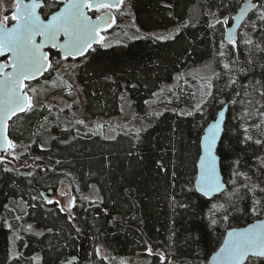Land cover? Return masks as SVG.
<instances>
[{
  "label": "trees",
  "instance_id": "1",
  "mask_svg": "<svg viewBox=\"0 0 264 264\" xmlns=\"http://www.w3.org/2000/svg\"><path fill=\"white\" fill-rule=\"evenodd\" d=\"M242 1L123 0L138 28L179 25L178 31L167 39L146 35L94 45L74 66L82 92L79 112L101 118L116 112L124 90L142 109L161 83L208 61L214 70L211 94L200 107L180 96L172 103L181 101L189 110L167 107L138 134L119 132L106 138L75 132L68 107L55 116L47 104L37 105L12 118L10 138L26 144L22 159L39 165L28 172L9 169L0 158V264H56L73 255L77 259L72 264H87L96 245L116 256L145 254L152 248L147 264H205L226 227L264 216V211H251L254 200L264 201V22L258 19L264 0H255L257 11L244 21L252 24L249 38L239 41L238 35L233 43L223 36ZM45 3L44 16L56 6L52 0ZM225 102L216 152L227 189L207 198L193 183L199 141L205 124ZM60 180L68 181L74 193L72 219L38 193L54 189ZM91 182L101 194L96 202L79 194ZM18 198L27 200L24 215L43 231L27 233L20 253L10 257L11 229L3 218ZM214 205L224 208L217 219L211 215ZM92 257L94 264H105L102 257Z\"/></svg>",
  "mask_w": 264,
  "mask_h": 264
},
{
  "label": "rangeland",
  "instance_id": "2",
  "mask_svg": "<svg viewBox=\"0 0 264 264\" xmlns=\"http://www.w3.org/2000/svg\"><path fill=\"white\" fill-rule=\"evenodd\" d=\"M46 1V0H45ZM44 1V2H45ZM15 0H0V22L8 24L12 22L11 12L15 7ZM53 6L55 1H52ZM47 3V2H46ZM44 3V4H46ZM43 4V5H44ZM42 5V6H43ZM41 6V8H42ZM40 8V12H41ZM55 7L54 9H56ZM53 9V10H54ZM255 12L257 9L254 10ZM115 14H119V20L113 23V26L109 30L102 32L103 39L100 40L98 46H109L118 43H124L129 39L141 37V36H154L158 39H167L172 37L176 31L179 29V25H171L167 28H154L150 30H144L138 28L133 23L132 11H130L129 4L125 2L118 10H115ZM5 17H8L5 20ZM215 18L218 16L215 15ZM214 20V19H213ZM226 27V26H225ZM225 29V28H224ZM252 30V24L249 22L243 23L238 31L239 41L243 38H249ZM224 36V32H223ZM237 40V39H235ZM235 43L234 41H232ZM89 51L78 58H63L59 54H56L53 58V63L51 66V74L49 76L43 75L39 79L34 81L26 82L25 89L32 99L33 107L48 105L50 110L49 114L58 115V111L64 112V107H68L70 113V118L73 120L71 123L75 132H89L91 134H100L101 137H114L119 132L127 133L133 132L138 134L141 130L148 127L150 123L158 116L159 113L164 111L167 107L169 109H188V105L184 106L181 101L172 103L173 100L178 97L191 98L194 107L201 105L203 100L209 94L212 86V80L214 76V70L212 64L205 61L201 64H197L191 69L180 70L174 74L173 78L161 85L152 92L145 101V107L138 109L133 104V99L130 98L126 90L121 92L118 105L116 107V112H112L111 117H101V118H90L86 117L83 113L79 112L82 108V92L79 85L75 82V77L73 74L74 66L79 60L88 55ZM4 59L5 57H0ZM46 76V77H44ZM50 88V89H49ZM172 107V108H170ZM189 110V109H188ZM62 112V113H63ZM79 112V113H78ZM61 113V114H62ZM78 121H83V123H78ZM10 127V126H9ZM8 127V128H9ZM13 146L8 147L2 156L3 166L5 168H25V170L31 171L33 166L39 165L38 163L25 162L22 159V154L26 150V144L22 142L15 143L10 137ZM27 164V166H26ZM42 164V163H41ZM42 166V165H40ZM61 184L67 186V190L63 192L55 191L56 187ZM97 185L93 182L90 183L89 188L85 191L79 190V194L85 198L88 202H96L101 199V194L99 192ZM54 187L52 191L51 200L54 204L59 206L60 209L68 213L69 218L71 216V207L74 204V196L70 188V184L66 180H60L57 186ZM46 189V188H43ZM40 193V192H38ZM41 196V194H40ZM42 197V196H41ZM228 196L224 200V205L227 207ZM27 201V200H26ZM24 202L23 199H13L8 207V212L4 215V221L7 226L11 229L10 239H9V253L10 257L18 255L19 251L22 250L26 244V234L27 233H41L43 228L35 227L32 222L28 220L26 215V209L28 204ZM222 205V203H221ZM212 207L213 219L219 218L221 210L223 207L217 206ZM20 239L22 241H20ZM81 237L79 244L81 242ZM149 249L151 252L154 250L152 248H147L145 254L135 253L124 256H116L105 249L102 245H96L92 248L91 252L87 255V264H94V257L92 253L96 254L98 257H102L105 260V264H147L149 259L148 255ZM171 264H183V263H173Z\"/></svg>",
  "mask_w": 264,
  "mask_h": 264
},
{
  "label": "snow or ice",
  "instance_id": "3",
  "mask_svg": "<svg viewBox=\"0 0 264 264\" xmlns=\"http://www.w3.org/2000/svg\"><path fill=\"white\" fill-rule=\"evenodd\" d=\"M61 2L64 3V8L45 23L36 12V8L40 6L38 0H33L30 7L23 8L20 6L23 0H17V11L11 19L18 22L10 28L0 23V29H2L0 31V55L11 53L9 60L12 67L11 72H0V75L4 76V79L0 80V89H6L7 92L6 99L0 102V119L7 117L9 113L15 115L16 112H24L33 107L31 97L27 92L20 90L25 87L24 80L34 79L38 73L46 70V65L51 67L48 54L42 51L45 45L53 48L59 47L65 58L82 56L92 47L96 36L99 35L100 26L107 23L103 14L97 15L93 20L87 11L109 9L117 6L122 0H61ZM253 7L256 6L253 5ZM7 19L8 17H5V20ZM258 19L264 22V13ZM108 27L111 25L108 24ZM61 35L64 40L59 42L58 38ZM38 36L41 37L39 42L36 40ZM7 66V64H0V69ZM223 115V112L219 113V116ZM219 116L208 130L211 134L207 143L209 164L197 180L196 190L205 197L220 192L224 187L216 177L215 168L211 163L214 161L211 155L212 146L220 131ZM78 123H83V121H78ZM7 144L8 147L13 146L10 139L7 140ZM47 202L52 203L53 201L49 198ZM179 206L187 207V205ZM251 211L253 213L264 211V201L254 200ZM227 218V216L224 217V219ZM212 223L216 221L213 220ZM149 252H151L150 249ZM217 256L219 264H259L261 260H264V221L257 225H250L247 229L228 231L224 245L219 249ZM161 260H164L163 256Z\"/></svg>",
  "mask_w": 264,
  "mask_h": 264
},
{
  "label": "water",
  "instance_id": "4",
  "mask_svg": "<svg viewBox=\"0 0 264 264\" xmlns=\"http://www.w3.org/2000/svg\"><path fill=\"white\" fill-rule=\"evenodd\" d=\"M43 1L44 0H38V2L40 3V6L36 8V12L38 15H40L41 20L44 21L45 23H47V21L49 19H51L55 13L59 12L61 9L64 8V3H62L61 0H52V1H55L58 3L57 8L52 10L50 13H48V15H46V17H43L41 12H40V8L44 3ZM32 2H33V0H23V3L20 6H21V8H23L25 6L30 7ZM14 3H15V7L13 8V10L10 14L11 16L14 13H16V11H17V0H15ZM122 3H123V0L117 6L111 7L109 9H105L103 11H100V13L96 14L95 16H91L89 11H87V14L93 20H95V17L97 15H102V14L105 16V19L107 20L106 24H102L100 26L99 35L96 36L95 41L92 43V46L100 43L101 36H102L101 32L103 30H105L106 28H109L108 24L112 25V23L114 21L113 9L116 7H119ZM253 5H255V6L257 5V2L255 0H243L239 4L236 11L231 16L230 22L226 25V27L223 31L224 32V38L226 41H228V42L235 41V39L237 38V34H238L237 30H239L240 26L244 23V21L246 20V17H248L251 14V12H253L256 9L257 6L253 7ZM17 22L18 21H12L8 24H5V23H3V24L6 27L10 28L13 26V24H15ZM0 23H2V22H0ZM0 31H2V29H0ZM40 39H41V37H39V36L36 37L37 42H39ZM58 40H59V42H62L64 40L63 35H61L58 38ZM48 48H53V47H51L50 45H45V47L42 49V51L48 54V62L51 63L50 53L48 51ZM55 49L59 52V54L62 57H64V54L60 51L59 47H56ZM87 52H85L83 55H85ZM10 55H11V53H4L3 55H0V57H5L4 59L0 58V64H7L8 65L7 67L0 69V72L7 73V72L12 71L11 62L9 60ZM69 57L70 58H78L81 56H75V57L69 56ZM45 68H46V70H42L40 73H38L35 76L34 79L24 80L23 81L24 86L26 85V82L34 81L36 79H39L40 76H43L44 73H46L49 70V67H47V65L45 66ZM3 79H4V76L0 75V80H3ZM23 89H25V87ZM23 89H21L20 91L21 92H27L26 90H23ZM27 94H28V92H27ZM6 96H7L6 89H0V102H2L4 99H6ZM28 96H29V94H28ZM227 108H228V102H225L222 106H220V108L217 110V112L215 114V117L213 119H210L205 124V126L203 128V132L200 136V141H199L200 151H199V155L197 157L198 159L196 162V173H195V178H194V182H193L196 189H197L198 178L201 176L202 172L204 171V168L206 166H208V164H209V157H208V153H207V143H208V140H209L210 135H211L210 132L208 131L209 127L214 124V121H216V119L218 118L219 113L223 112L224 115L219 116V119L221 121L220 131L217 133L216 138H215V142L212 146L211 155H212V157H214V161H211V163L213 164V166L215 168L216 177L218 178L220 183L223 184L224 187L220 192L211 194L207 198H213L215 196H218V195H220V193L226 191V189H227V182L224 179V176L222 174L221 169H219L220 168V158L218 157V154L216 152L218 142H219L221 135H222ZM20 113H23V112H16L15 115H12L11 113H9L7 117L0 119V157H2L4 155L3 152H5L8 148L7 140H9V128L8 127L10 126V121L12 120L13 117H15L17 114H20ZM202 141H203V146H202ZM202 157H204V159H202ZM67 189L68 188H67V186H65V184H61L59 187H56L55 191L63 192V191H66ZM53 190L54 189H52V188H46V189L41 188L40 189V193H41L44 201H48L49 198L51 199ZM198 193L201 194L200 192H198ZM262 221H264V216L259 217V218H255V219H253V220H251V221H249L243 225H231V226L226 227L224 229L222 239H221L220 243H218L219 245L215 248L214 251H212L207 256L205 264H219V257L217 256V253L219 252V249L224 245V241L226 239L228 231H232L233 229H236V230L247 229V228H249L250 225H257ZM76 259H77V256L73 255V256L69 257V259L62 260L60 262H57L56 264H72L71 262H74V260H76Z\"/></svg>",
  "mask_w": 264,
  "mask_h": 264
},
{
  "label": "flooded vegetation",
  "instance_id": "5",
  "mask_svg": "<svg viewBox=\"0 0 264 264\" xmlns=\"http://www.w3.org/2000/svg\"><path fill=\"white\" fill-rule=\"evenodd\" d=\"M45 1V0H44ZM43 1V2H44ZM45 3V2H44ZM58 6V3L56 2V6L55 7H57ZM103 10H105V9H100L99 11H96L95 9H93V10H89V13L91 14V16H95L96 14H98V13H100V11H103ZM115 10H117V8H114L113 9V12H114V21L116 20V17H117V14H115ZM50 13V12H49ZM42 14V13H41ZM43 15V14H42ZM46 15H48V13L46 14ZM43 17H46V16H44L43 15ZM114 23V22H113ZM111 27H109V28H106L105 30H109ZM104 30V31H105ZM103 32V31H102ZM103 34V33H102ZM48 51H49V53H50V60H51V63H53V58L55 57V55L56 54H59V52L55 49V48H48ZM60 55V54H59ZM61 56V55H60ZM50 63V64H51ZM52 65V64H51ZM51 68V67H50ZM49 68V70L46 72V73H44V75H46L47 73L49 74V72H51L50 69Z\"/></svg>",
  "mask_w": 264,
  "mask_h": 264
}]
</instances>
